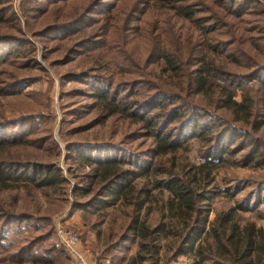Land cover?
I'll return each mask as SVG.
<instances>
[{
    "label": "rangeland",
    "instance_id": "rangeland-1",
    "mask_svg": "<svg viewBox=\"0 0 264 264\" xmlns=\"http://www.w3.org/2000/svg\"><path fill=\"white\" fill-rule=\"evenodd\" d=\"M179 4L194 13L191 19L177 17L159 0H0V142L16 139L0 147V164L21 167L27 177L52 165L64 180L51 188L0 184V264H194L190 255L174 256L190 215L155 187L173 175H195L191 186L207 221L198 246L206 248L217 216L237 204L249 208L231 213L227 223L238 251L247 228L264 229V0ZM184 44L234 77L236 86L221 79L212 85L231 88L239 105L233 112L208 95L161 86V56L181 52ZM108 88L107 100L128 106L166 91L178 112L216 126L231 152L204 169L207 143L198 138L176 153L156 155L141 123L124 113L108 114L94 95ZM185 126L188 134L190 123ZM250 154L252 163L246 161ZM81 157L119 159L123 170L149 169L133 182V197L141 199L140 190H148L140 220L163 231L148 238L126 233L132 206L120 200L100 208L99 181L91 180L93 166ZM91 187L92 194L81 195ZM63 232L75 236L77 253L62 247ZM252 240L243 264H257L261 238L254 232ZM26 244L31 255L17 262L23 256L12 254Z\"/></svg>",
    "mask_w": 264,
    "mask_h": 264
},
{
    "label": "trees",
    "instance_id": "trees-1",
    "mask_svg": "<svg viewBox=\"0 0 264 264\" xmlns=\"http://www.w3.org/2000/svg\"><path fill=\"white\" fill-rule=\"evenodd\" d=\"M159 1H167L172 6L171 9L177 17H184L188 20L194 14L193 12L191 13L189 7L179 4L181 0ZM184 51H187V55H185ZM194 51L193 48L184 44L181 52L174 55L167 53L161 56L163 65L159 70V76L160 78L163 76L166 80L161 86L171 89L177 85L179 89L192 91V94L208 95L212 99V102L218 101L221 103L223 109L233 112L235 107L239 105L233 98L234 93L231 88L226 87L225 84L223 86L216 85L215 87H212V85L215 83V80L221 79L223 82L226 81L229 87L236 86V82L233 83L234 77L216 67L208 54L204 53L199 56H193L192 52ZM261 85L264 86V83L261 82ZM109 91L110 88L103 91L102 94L96 93L94 95L108 109V114L124 113L129 118L141 123L155 143L156 155L176 153L186 147L191 139L198 138L202 142L207 143L202 157L204 164H202L201 169H204L209 164L212 165L214 161H222L224 155L231 152L222 143V134L215 132L216 126L212 127L208 124H203L202 120H198V118L193 116V113L178 112L173 106L175 103L172 99L173 97L165 94L164 92L166 91L160 90L158 93L154 92L143 101L136 104L131 103L132 106H128V103L119 104L115 100H107ZM135 109L138 110L135 111ZM203 115L204 117L206 115L210 116L209 113ZM163 117H165L164 120H162ZM173 123H177L176 125H179V127L176 126L175 129V126H172L168 129ZM186 123H190L188 134L184 133ZM187 127L189 128V126ZM11 140H3V142H0V147L16 142V139ZM253 159L254 154H250L246 161L252 163ZM80 160L89 167L93 166L92 173L94 174L90 178L91 180L94 178L98 179L99 188L96 190V193L103 195V198L100 200L101 202L98 203L100 208L114 206L120 200L132 206V213L125 227L126 233L133 238H148L163 231L162 225L149 230L144 222L140 220L139 211L147 200L148 190H140V193H143L141 199L133 197V193L135 192L133 182L140 176L149 174V169H139L137 172L130 169L123 170V162L119 159L97 160L91 157H81ZM19 168L11 167L10 164H0V184L3 188H9L11 183L19 182H27L35 185L37 188H51L64 182L62 171L54 168L52 165H43L38 170L35 169L32 173L33 175L30 177L25 176L26 172H21ZM204 173L205 176L208 175L206 171ZM194 177L195 175L192 176V178ZM192 178L187 179L185 176L173 175L168 179L160 180L155 185L156 188H163L173 195L186 208L187 213L191 217V222L187 224V230L178 234V244L175 247L174 256L190 255L194 264H204L206 262L209 264H221L222 261H228L230 264H243L242 260L253 245L252 236L255 232L261 238V244L257 253V264H264V229L254 230L252 227L247 228L242 247L239 251L236 242L232 241L233 235L231 233L227 234L229 229L227 228V223L230 221V214H235L237 210L245 211L249 209L244 208L240 204H237L236 208L231 209L230 212L217 216L213 223L211 234L210 232L206 233V248L201 245L198 246L197 243L205 235L204 226L207 221L202 216V211L205 210L197 207V203L199 202L197 199L198 195L191 186L193 184ZM92 193L93 188L91 187L84 189L81 195ZM12 219L21 220L22 218L18 216ZM233 229L234 227L231 230ZM12 255L16 258L23 256V259L17 258V262H22L24 259L27 260L31 255L30 245L20 246L17 252ZM222 255H225L227 260H223Z\"/></svg>",
    "mask_w": 264,
    "mask_h": 264
},
{
    "label": "built area",
    "instance_id": "built-area-1",
    "mask_svg": "<svg viewBox=\"0 0 264 264\" xmlns=\"http://www.w3.org/2000/svg\"><path fill=\"white\" fill-rule=\"evenodd\" d=\"M59 238H60L61 245L65 250H67L71 254L77 253V249L75 247L76 238L73 234L63 232L59 235ZM85 264H88V263H85Z\"/></svg>",
    "mask_w": 264,
    "mask_h": 264
}]
</instances>
